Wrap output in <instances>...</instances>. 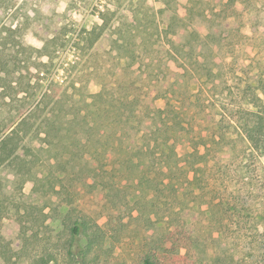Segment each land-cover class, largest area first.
<instances>
[{
    "label": "rangeland",
    "instance_id": "1",
    "mask_svg": "<svg viewBox=\"0 0 264 264\" xmlns=\"http://www.w3.org/2000/svg\"><path fill=\"white\" fill-rule=\"evenodd\" d=\"M194 2L197 8L192 23L187 16L189 0H0V143L11 132V119L23 108L21 97L11 92V82L17 84L21 75L27 77L23 83L27 87L29 80V84L36 81L33 75L36 69L45 70V82L55 80L58 93L66 92L60 109L68 112L73 102L85 109L82 100L100 89L103 79L101 75L96 78L95 67L103 74L104 81L113 85L126 62L134 66L140 77L151 79L152 85L160 81L157 86L174 99L180 118L186 122L187 132L173 137L179 154L190 164L182 199L175 201L163 196L162 204L156 201L151 206L147 201L153 198V188H148V183L134 186L139 177L133 173L123 178L122 183L127 186L119 190L120 197L112 199L110 196L116 192L109 189L113 179L106 173L94 177L76 159L73 163L77 174H72L68 166L51 169L49 164L63 151L61 147L42 150L40 155L45 163L37 161L31 165L33 174L41 176L52 171L51 174L63 179L67 175L72 178L68 186L73 190V200L92 206L96 216L105 215L100 222H110L119 230L106 243L111 254L123 251L133 261L134 253L140 252V244L162 237L169 223H173L176 228L179 226L180 239L184 236L180 233L181 224L195 228L199 235V245H188L189 262L264 264V144L249 143L245 130L246 121L253 119L251 110L264 115V0H234L239 2L237 8L227 0ZM162 9L165 12L160 15ZM103 17L112 26L107 27L106 38L98 44L99 54L92 57L85 48L86 54L77 58L73 45L79 41L84 49L87 44L79 40L81 33L101 26ZM160 21L169 27L180 26L177 30L184 35L181 44L188 43L187 46L195 38L186 34L184 26L201 28L202 32L208 30L214 35L203 38L193 56H187L189 47L177 52L179 45L158 28ZM11 29H16L15 40L34 50L45 46L47 36H56V40L44 53L41 63L36 59L38 53L29 50L23 54L25 51L11 37ZM160 32L162 48L152 46L156 36L150 37ZM119 35L127 44L125 50L114 48L119 46L113 42ZM145 38L144 62L138 52H142L144 46L139 43ZM63 44L61 50H54ZM112 47L123 57L116 58L115 51L110 55ZM17 54L26 62L15 72L12 62ZM184 65L187 72L182 69ZM195 65L198 69H194ZM56 80L64 82L60 83L63 85L58 86ZM75 81L83 85L80 92L73 89ZM258 95L263 96L262 100ZM164 104V100L158 102L159 106ZM23 145L38 149L42 144L35 138ZM191 147L198 148V157L190 156ZM18 168L16 163L0 167V191L11 198L12 208L19 206L21 213L26 212L28 220L38 218L40 226L42 221L50 226L43 229L46 233L42 236L56 238L67 211L63 195L41 193L35 181L24 182ZM94 181L98 187L91 195ZM102 186L108 187L102 189ZM109 199L115 205L109 201L105 206ZM134 201L138 204L134 205ZM4 224L3 232L13 240L16 224L8 218ZM25 246L30 251L37 245ZM25 262L31 264L29 258Z\"/></svg>",
    "mask_w": 264,
    "mask_h": 264
},
{
    "label": "trees",
    "instance_id": "2",
    "mask_svg": "<svg viewBox=\"0 0 264 264\" xmlns=\"http://www.w3.org/2000/svg\"><path fill=\"white\" fill-rule=\"evenodd\" d=\"M227 3L232 4L234 8H237L239 4L234 0H227ZM196 6L197 2L189 0L187 16L192 23ZM164 10H160L159 14L162 15ZM158 16L157 13V18ZM175 18L178 17L175 16ZM203 19H206V16ZM101 21H103L101 26L98 24L99 26L92 30L81 33L79 40H83L87 44H84L86 45L84 49L80 48L79 41L73 45L77 58L83 57L87 50L91 51L89 55L92 57L99 54L98 44L104 37L106 38L104 35L107 27L112 26L108 18L103 17ZM157 26L162 28L164 33L179 45L177 52L182 53L189 47L187 56H193V52L198 49L203 38L214 35L208 30L202 32L201 28L195 29L194 26H191L188 29L184 26L186 34L195 38L193 42H189L190 46H187L188 43L181 44L184 35L180 33V30H177L180 26L175 27L174 24H171L169 27L161 21ZM184 30L182 29V33ZM16 34V29H11V37L14 40L17 39ZM162 34V32L158 35L150 34L152 38L156 36L152 46L163 47L160 44ZM147 38L139 43L144 46L142 52H138L142 55L144 62L147 59L145 55ZM55 40L56 36L51 38L47 36L45 46L40 50L25 46L21 40L15 41L25 51L23 54H27V51L30 52L29 50L38 53L36 59L42 63L41 58ZM113 42L119 45L114 46L115 49L118 47L126 49L125 45L127 44L122 36H117ZM62 46L64 44L54 50L57 52L62 49ZM112 51L113 47L110 49V55H112ZM114 51L116 58L123 57L118 50ZM24 61L26 62L19 57V54L15 55L12 62L13 70L19 71L25 64ZM122 65L113 85L104 81L105 78L98 71V67L94 68L97 73L96 78L98 79L101 75L103 82L96 94L90 95L89 100L85 98L82 100L86 110L79 107L82 104H75L76 102L70 105L68 112H65V109H60L63 94L66 92L58 93V89L54 87L55 80L45 82V70L36 69L33 73L36 76L34 78L36 81L29 84V80L27 87H24L23 84L27 79L25 75H21L22 78L17 84L12 85L13 82H11V92H14L17 97H21L23 108L14 120L11 119V132L0 143V167L16 163L20 167L17 173L24 179V182L35 181L36 189L41 193L43 191V193L63 195L62 202L67 211L61 219L62 230L56 238L52 239L51 236H45V234L42 236L43 233H46L43 229L48 230L49 225L42 221L40 226L41 221H38V218L28 220L26 212L21 213L19 206L12 208L11 198L0 191V264H26V258L30 259L31 264L203 263L189 262L190 255L186 252L188 245H199V235L196 234L195 228L188 227V225L184 227L181 224L180 233H183L184 236L180 239L177 236L179 226L176 228L173 223H169L162 237L153 242L140 244V252L139 254L134 253L133 261L123 251L116 255L111 254L105 246L119 230L117 231L116 226H111L110 222H100L105 215L96 216L94 214L96 210H92V206L73 200L75 199L73 190L68 186L72 178L67 175L65 180L61 178L62 176L51 174L52 171L41 176L33 174L31 165L37 161L45 163L40 155L42 150L61 147L63 151L56 156L53 164H49L51 169L58 165L65 168L68 166L71 169L70 172L74 174L76 165L73 162L76 159L80 163L82 162V168L87 166L90 172L94 173V177H100L102 173H106L113 179L109 189L114 190L116 194L110 196L112 199L120 197L119 190L127 186V184L124 186L122 180L129 173H133L136 178L139 177L137 182L134 181L136 183L132 182L134 186H144L148 183V188H153V191L151 190L154 192L153 198L147 201L151 206L156 201L157 204H162L163 196L175 201L182 199L181 193L184 190V182L188 178L190 164L179 154L173 137L176 138V135H184L187 132L186 122L180 118L174 99L157 86L160 81H156L152 85L154 82L146 76L140 77L134 66L126 62L125 65ZM197 65L194 69H198ZM182 69L188 71L186 65ZM60 83L64 82H56L58 86L63 85ZM82 88V84L74 82V91L80 92ZM20 94L22 95L19 96ZM263 96L258 95L259 99ZM163 100L165 101L164 106H159L158 102ZM253 107L256 106L253 105ZM250 115L253 119L246 121V139L249 143L259 146L261 142L264 144V115L256 109L251 110ZM35 138L42 144L38 149L23 145L25 141ZM191 149L190 156L198 157L200 155L198 148L191 147ZM82 168L79 169V173L82 172ZM57 172L58 170L55 171V173ZM150 177L154 181H150L148 179ZM116 178L119 180H115ZM166 179H168L167 183ZM175 179L176 181H174ZM91 187H93L91 194L93 195L98 187L97 181L92 182ZM102 187V189H106L108 186ZM165 191L169 193L165 194ZM110 200L106 201L105 206ZM110 203L115 205L114 201H110ZM134 203V205L138 204L136 201ZM166 203L168 202H164V204ZM97 205L100 207V204L97 203ZM6 218L10 221L13 219L14 225L16 224V234L13 240L3 232ZM183 221L184 224L187 223L185 219ZM12 244L18 246H12ZM27 244L37 246L29 251L25 246ZM34 249L35 251L32 253Z\"/></svg>",
    "mask_w": 264,
    "mask_h": 264
}]
</instances>
